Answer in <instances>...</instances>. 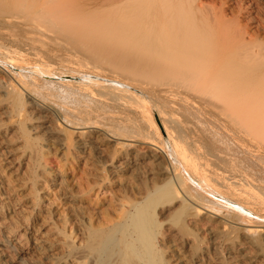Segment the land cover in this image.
<instances>
[{
  "label": "bare ground",
  "instance_id": "obj_1",
  "mask_svg": "<svg viewBox=\"0 0 264 264\" xmlns=\"http://www.w3.org/2000/svg\"><path fill=\"white\" fill-rule=\"evenodd\" d=\"M164 1V16L160 21L148 16L140 0H113L107 9L93 12L89 10L90 7L77 5L73 0H0V23L11 30L14 39L18 33L26 31L46 40L52 34L53 37L59 34L78 40L77 49L127 78L167 82L171 84L170 93L179 97L185 95L182 100L192 92L200 97L209 96L215 100L216 106H219L217 108L231 114L238 125L246 124L256 132L264 133V57L260 55L256 58L258 55L255 50L229 39L225 34L218 38L210 35L205 38L198 28L200 21L197 17L203 10L204 0ZM197 1L201 3L198 8ZM231 2H222L221 19L225 20L227 11L233 12ZM186 6L192 8L191 14L185 10V15ZM23 22L26 24H22ZM21 24L26 25L22 30L19 29ZM28 35L22 37L23 40L27 38L25 40L29 42L31 39L29 40ZM30 38L34 39L32 36ZM9 52L1 53L11 61L15 60ZM24 90L27 103H23L20 100L22 96L13 91L12 95L17 93L18 97H11L10 102L3 106L5 112L2 114L7 122L1 121L4 117L0 120V264H208L206 255L209 252L202 247L198 237V223L204 221L217 226V230L209 228L207 235L212 241L219 239L225 246L229 256V262L225 264H264V224L257 220L258 216L255 219L249 218L253 216L252 211L242 208V205L235 212L234 207L222 205L218 197L204 195L187 180H180V175L175 173L179 175L177 177L174 174L177 169L172 170L163 165L159 176L166 178H158L161 182L158 179L153 183L151 179L148 182L146 178L141 182L139 179L142 184L127 189L126 194H129L118 205L120 215L116 220L108 219L107 223L97 226L93 220L89 219L87 222L81 214L71 215L76 238L54 225L47 226V216L51 214L43 210L45 197L39 199L36 182L43 176L46 185L57 189L59 196L63 198H67V185L59 172L46 171L40 160L43 154L54 150L52 142L60 153L63 151L67 131L59 126L61 123L57 125L52 120V115L56 114L57 118L60 116L61 111L57 106L46 100V104L39 105L35 102L34 91L31 92L26 87ZM3 93L6 94L5 88L0 89V94ZM107 99L115 100L114 96ZM64 119L70 126L81 130L77 132L75 140V148L80 152L101 151L103 143L110 139L107 131L97 123L86 125L88 122L79 124L77 121ZM172 126L170 134L173 139L176 138V144L183 137ZM10 134L22 140L21 153L5 144L4 138ZM43 137L47 139L39 144ZM184 147L186 148L182 146V149ZM187 149L178 154L188 165L187 159L190 156L187 157V152L190 148L189 151ZM156 152L158 154L152 153L148 158H151L153 164L159 165L161 152ZM144 158L141 156L129 162L119 159L113 169L131 176L137 170L139 178L142 167L139 169L138 165ZM194 158L196 159L191 167L196 169V174L210 172L206 167L199 170L200 162L197 157ZM146 173L152 172L149 170ZM172 174L178 178L176 182L179 184L177 188H173L171 195L173 189L170 188V191L169 186L172 184ZM205 178L208 181L205 184L209 183V179L211 182V178ZM211 184L212 182L208 184L209 187ZM229 190L234 195L240 194L233 191V188ZM67 204L74 208L78 205L76 200L69 198ZM155 217L163 219L156 223ZM166 254L167 260L163 257ZM215 264L223 262L216 261Z\"/></svg>",
  "mask_w": 264,
  "mask_h": 264
},
{
  "label": "rangeland",
  "instance_id": "obj_2",
  "mask_svg": "<svg viewBox=\"0 0 264 264\" xmlns=\"http://www.w3.org/2000/svg\"><path fill=\"white\" fill-rule=\"evenodd\" d=\"M73 1H76L74 3L77 5L90 7L89 10L92 12L101 11L103 8L107 9L113 2V0ZM140 1L143 3L145 12L148 16H151L150 18H156L160 21L163 19L164 9L162 7L165 4L164 0ZM223 1L225 0H221V2L220 0H204L205 8L203 7L201 13L197 15L200 21L198 28L201 29L204 37L210 35L212 38H218L225 34L229 39L239 41L249 49L255 50L256 55H258L256 58H259L260 55V57H264V0H231L234 13L231 10L227 11L225 20L220 18ZM197 6H201L199 1H197ZM185 10L189 14L192 12V8L186 6L184 9L185 15H187ZM26 23L28 22L26 21ZM22 24L19 25L21 30L26 26ZM0 26V89L5 88L6 91V94H0V120L4 117L1 121H6L5 115L2 114L5 112L3 106L10 102L11 97L14 99L17 96V93L12 95L13 91L18 92V96H22L20 100L23 103H27L28 98L24 90L26 87L29 90L31 89V92L34 91L32 93L37 104L42 105L51 102L54 104L53 106H57V109L61 111L60 116L57 118L54 114V116H51L52 120L54 124L61 123L59 126L64 127L63 129L68 134L66 136L65 133V137H67L65 140L66 145L61 153L57 150L56 144L52 142L54 150L52 149L53 151L50 153L43 154L44 156L42 155L40 160L46 171L59 172L63 176L68 192H66L67 198H63L59 196L57 189L48 187L49 184L46 185L43 176L38 178L35 185L37 195L39 199L45 197L43 210H47L51 214L47 216L49 217L47 226L53 227L54 225L63 230L65 234L76 238L75 226H73L70 218L71 215L81 214L87 219V222H89V219L93 220V223L97 226L107 223L108 219L116 220V217L120 215L118 205L129 194H126L127 189L142 184L140 180L144 182L145 178L148 182H150V179L153 180L152 183L157 181L158 178L165 179L166 177L159 176L160 167L163 166L172 170L177 169L176 172H173L180 175L175 174V176H179V179L187 180L189 184L200 189L204 195H213L212 198H215L214 196L218 197L222 205L234 207L235 212L242 205V208L252 211L253 216H255L249 218L255 219L258 216L259 219L257 220L264 224L263 132L258 133L257 130H253L250 126L247 127L246 124L238 125L233 120L232 115L226 114L223 111L224 109H218L215 100L209 96L208 98H211L212 101L207 97L196 95L195 92H192V94L186 92L189 100L187 98L182 100L185 95L179 97V95L170 93L171 84L167 82L131 80L121 72L119 73V71L109 68L106 64L96 61L88 53L77 49L78 40L63 37L58 33L54 37L52 34L49 36V40L48 38L46 40L45 38L41 39L40 35V37L34 33L30 35L26 31L18 33L15 40L9 28H4L1 23ZM1 29L6 33H3ZM22 32L30 35H28L29 40L31 39L29 42L25 40L27 38L24 39V42L22 37L27 35L25 36ZM158 32L160 31L158 30ZM7 34H10V36ZM31 36L34 38L33 40L30 38ZM36 37L38 41H36ZM43 40H45V43L42 42ZM3 51H10L9 53L15 60L11 61L9 58H5V54L2 55L1 53ZM171 94L176 95L178 98ZM9 95L11 96L8 97ZM112 96H114V101L107 99ZM63 117L77 121L79 124L97 123L105 132L107 131L106 133L109 134L107 135L110 139L103 143L102 152L96 150L80 152L76 150V134L81 130H79V127L70 126ZM172 123L176 125L174 126ZM170 124L176 128L175 130L172 126L175 131H178V134L180 133L181 138H184L180 142L176 141V144V138L173 139V135L170 134V131H172L171 126L169 127ZM253 134L256 135L253 136ZM43 139L47 138L43 137L39 144L44 143ZM87 139L91 140L90 137ZM4 142L11 149H18L17 153H21L23 150L22 140H19L17 136L10 134L4 138ZM187 145L190 146L187 147ZM182 146H186L188 151L190 148V151L187 152V157L190 156L187 159L188 165L182 159V156L178 154L186 149L184 147L183 150ZM158 150L159 153L161 152V158L159 159L160 164L156 165L157 163L153 164L148 155L158 154L156 152ZM192 153H195V155ZM141 156L145 157L138 165L139 169L142 167V170L140 169L141 177H137L139 175L136 172L137 170H135L133 176L129 173L114 171L113 165L116 164L117 166V161L125 160L124 162H129ZM193 156L197 157L198 162H200V166L198 165L200 169L197 166L199 170H204V167H206L210 172L201 173L202 176L199 175V172L196 174V169L194 170L191 167L193 160L196 159ZM149 170L152 173H146ZM203 175L211 178L213 184L210 185L211 187L208 185L211 183L210 179L209 183L205 184L208 181ZM173 176L172 174L170 180L172 184L169 183L170 191L177 188L179 184L177 183L178 178L176 179ZM153 177L155 180L152 179ZM159 179L158 181L161 182ZM230 188H233V191H238L237 193L241 195H234L229 190ZM170 191H168L169 194ZM173 192L174 189L171 195ZM68 198L76 200L77 207L74 208L71 204H67ZM155 218L156 223L163 219L160 217ZM198 224L199 240L205 251L208 250L207 253L209 252L206 258L212 262L207 259L206 263L215 264L216 261L217 263L220 261L223 264L228 263L229 256L225 246L219 239L212 241L207 235L209 228L215 229L217 226L215 224L211 225L207 221ZM163 257L166 259L167 254Z\"/></svg>",
  "mask_w": 264,
  "mask_h": 264
}]
</instances>
